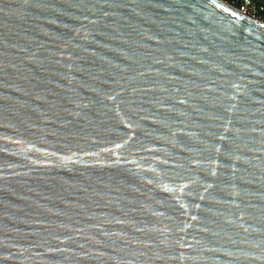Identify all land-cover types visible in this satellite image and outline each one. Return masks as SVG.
Here are the masks:
<instances>
[{"label": "water", "instance_id": "1", "mask_svg": "<svg viewBox=\"0 0 264 264\" xmlns=\"http://www.w3.org/2000/svg\"><path fill=\"white\" fill-rule=\"evenodd\" d=\"M0 264H264V23L0 0Z\"/></svg>", "mask_w": 264, "mask_h": 264}, {"label": "built area", "instance_id": "2", "mask_svg": "<svg viewBox=\"0 0 264 264\" xmlns=\"http://www.w3.org/2000/svg\"><path fill=\"white\" fill-rule=\"evenodd\" d=\"M230 5H233L235 9L257 21L264 23V6L257 3L255 0H223Z\"/></svg>", "mask_w": 264, "mask_h": 264}, {"label": "bare ground", "instance_id": "3", "mask_svg": "<svg viewBox=\"0 0 264 264\" xmlns=\"http://www.w3.org/2000/svg\"><path fill=\"white\" fill-rule=\"evenodd\" d=\"M218 1H220V2H224V4L228 5V6L231 7L232 9H235V7H234L233 5H230V4H228L227 2H225V1H223V0H218ZM235 10H236V9H235ZM259 22H261V21H259ZM261 23H263V22H261Z\"/></svg>", "mask_w": 264, "mask_h": 264}, {"label": "crops", "instance_id": "4", "mask_svg": "<svg viewBox=\"0 0 264 264\" xmlns=\"http://www.w3.org/2000/svg\"><path fill=\"white\" fill-rule=\"evenodd\" d=\"M256 2L259 3V4H262L264 6V0H257Z\"/></svg>", "mask_w": 264, "mask_h": 264}, {"label": "snow or ice", "instance_id": "5", "mask_svg": "<svg viewBox=\"0 0 264 264\" xmlns=\"http://www.w3.org/2000/svg\"><path fill=\"white\" fill-rule=\"evenodd\" d=\"M225 11H229V9H228V8H226V9H225ZM233 15H236V13H235V12H233Z\"/></svg>", "mask_w": 264, "mask_h": 264}, {"label": "rangeland", "instance_id": "6", "mask_svg": "<svg viewBox=\"0 0 264 264\" xmlns=\"http://www.w3.org/2000/svg\"><path fill=\"white\" fill-rule=\"evenodd\" d=\"M257 1V0H256Z\"/></svg>", "mask_w": 264, "mask_h": 264}]
</instances>
